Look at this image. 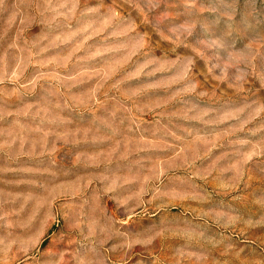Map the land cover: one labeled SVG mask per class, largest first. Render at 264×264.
Wrapping results in <instances>:
<instances>
[{"label": "rangeland", "instance_id": "1", "mask_svg": "<svg viewBox=\"0 0 264 264\" xmlns=\"http://www.w3.org/2000/svg\"><path fill=\"white\" fill-rule=\"evenodd\" d=\"M0 264H264V0H0Z\"/></svg>", "mask_w": 264, "mask_h": 264}]
</instances>
